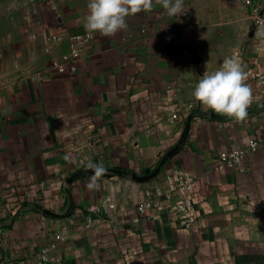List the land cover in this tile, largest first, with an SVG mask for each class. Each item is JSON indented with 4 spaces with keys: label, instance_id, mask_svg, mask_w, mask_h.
<instances>
[{
    "label": "crops",
    "instance_id": "1",
    "mask_svg": "<svg viewBox=\"0 0 264 264\" xmlns=\"http://www.w3.org/2000/svg\"><path fill=\"white\" fill-rule=\"evenodd\" d=\"M88 2L0 0V264H34L43 248L50 264H264V35L243 1L183 0L169 16L152 0L108 36L85 29ZM233 51L253 93L242 121L192 95ZM251 142L216 168L218 151ZM90 163L107 171L94 180ZM178 176L196 180L185 226L163 195L178 198ZM106 198L113 208L89 211Z\"/></svg>",
    "mask_w": 264,
    "mask_h": 264
},
{
    "label": "clouds",
    "instance_id": "2",
    "mask_svg": "<svg viewBox=\"0 0 264 264\" xmlns=\"http://www.w3.org/2000/svg\"><path fill=\"white\" fill-rule=\"evenodd\" d=\"M152 6V0H89L84 26L89 32L113 35L128 27V16L149 10ZM163 7L169 16H179L183 13V0H163ZM246 79L240 53L233 51L224 58L220 68L203 72L192 95L214 113L242 121L248 116L253 98ZM88 166L94 171V180L107 171L103 164L90 163Z\"/></svg>",
    "mask_w": 264,
    "mask_h": 264
},
{
    "label": "built area",
    "instance_id": "3",
    "mask_svg": "<svg viewBox=\"0 0 264 264\" xmlns=\"http://www.w3.org/2000/svg\"><path fill=\"white\" fill-rule=\"evenodd\" d=\"M243 4L247 8L248 17L251 23L253 32L258 35H264V14L262 12V4L259 0H242ZM91 34H75L70 36L71 46L70 52L61 56L62 61L74 60L81 56L85 42ZM52 67L57 72H64V65L59 61H52ZM70 70H75L74 65L70 66ZM260 77L264 75L257 74ZM194 102L186 104V108L192 110ZM172 120L179 119V110H174L171 114ZM257 143L251 142L249 146L242 148H232L227 150H220L217 152V169H225L239 165L243 157L250 151L255 150ZM196 180L193 176H178L176 180V189L181 191L178 198L172 199L174 196L173 191L164 192V198L166 199L165 208L173 215L174 220L179 226H185L192 218L194 200L192 197L193 190L195 188ZM156 200L146 201L138 206L140 212L145 209L153 208L157 206ZM114 207V203L110 198H106L100 206L89 207V211L101 215L103 211H107ZM34 264H50L49 252L47 248H43L36 256Z\"/></svg>",
    "mask_w": 264,
    "mask_h": 264
},
{
    "label": "rangeland",
    "instance_id": "4",
    "mask_svg": "<svg viewBox=\"0 0 264 264\" xmlns=\"http://www.w3.org/2000/svg\"><path fill=\"white\" fill-rule=\"evenodd\" d=\"M242 40H243V38H237L236 43L238 44V43L242 42Z\"/></svg>",
    "mask_w": 264,
    "mask_h": 264
}]
</instances>
